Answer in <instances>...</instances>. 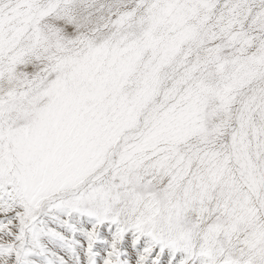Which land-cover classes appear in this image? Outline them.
<instances>
[{"label":"snow or ice","instance_id":"1","mask_svg":"<svg viewBox=\"0 0 264 264\" xmlns=\"http://www.w3.org/2000/svg\"><path fill=\"white\" fill-rule=\"evenodd\" d=\"M0 264H264V0H0Z\"/></svg>","mask_w":264,"mask_h":264}]
</instances>
